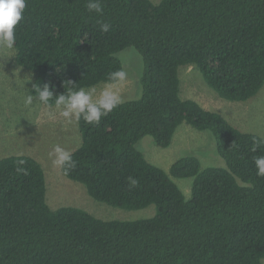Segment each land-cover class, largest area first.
Wrapping results in <instances>:
<instances>
[{
	"label": "trees",
	"instance_id": "16d2710c",
	"mask_svg": "<svg viewBox=\"0 0 264 264\" xmlns=\"http://www.w3.org/2000/svg\"><path fill=\"white\" fill-rule=\"evenodd\" d=\"M86 4L26 0L14 62L34 74L30 94L36 83L62 94L69 80L77 89L105 83L125 71L122 52L139 53L141 97L123 100L98 124L78 121L76 167L62 173L98 202L155 206L156 214L108 221L80 208L53 210L41 162L7 156L0 159V264H261L264 177L253 157L264 145L252 148L264 138L183 99L180 69H198L228 101L256 97L264 87V0H102V15ZM183 124L213 134L225 167L203 169L188 156L166 172L137 149L145 137L170 147ZM173 178L194 179L190 199Z\"/></svg>",
	"mask_w": 264,
	"mask_h": 264
},
{
	"label": "rangeland",
	"instance_id": "374dc122",
	"mask_svg": "<svg viewBox=\"0 0 264 264\" xmlns=\"http://www.w3.org/2000/svg\"><path fill=\"white\" fill-rule=\"evenodd\" d=\"M161 0H152L155 4ZM15 49L0 48V159L11 155H28L41 162L46 178V199L53 210L62 207L80 208L103 220L137 221L156 214V207L142 210L114 208L93 199L87 188L63 175L62 169L52 165L49 152L57 144L74 151L81 144L78 122L67 123L62 117L48 120L47 109L36 104L32 109L24 106V98L34 81V74L16 66ZM127 79L122 85L123 100L139 99L142 94V65L139 53L126 49L121 53ZM144 69V68H143ZM31 81L28 82L30 80ZM181 97L193 100L202 107L221 114L231 124L242 130L264 138V87L247 102H231L221 98L211 89L200 71L193 67L180 69ZM104 84V83H103ZM103 84L96 86L103 87ZM148 161L169 172L172 165L181 158L197 157L202 168L225 167L219 156L216 141L209 131H199L188 124L181 125L168 148H160L152 137H145L136 145ZM185 197L192 196L193 180L175 179ZM264 261V260H263Z\"/></svg>",
	"mask_w": 264,
	"mask_h": 264
},
{
	"label": "clouds",
	"instance_id": "9594fccd",
	"mask_svg": "<svg viewBox=\"0 0 264 264\" xmlns=\"http://www.w3.org/2000/svg\"><path fill=\"white\" fill-rule=\"evenodd\" d=\"M86 7L89 13L103 14L102 0H87ZM26 10V0H0V48L13 50L16 44V28L23 19ZM103 32L110 30V25H100ZM127 79V73L123 69L109 73L107 81L102 88L96 86L76 88L73 81L64 83L66 91L62 94H55L52 85L40 83L33 85L32 92L24 98V106L32 109L38 104L47 111L44 113L48 120H56L57 116L62 117L67 123L80 121L88 124H98L102 117L108 116L122 103L121 88ZM31 81L30 80L28 82ZM264 140L254 142L252 151L256 152ZM49 158L54 167L65 171L76 167L71 151L57 144L49 152ZM256 166V175L264 177V155L253 157ZM130 186H136L138 181L129 177ZM264 264V261L261 262Z\"/></svg>",
	"mask_w": 264,
	"mask_h": 264
}]
</instances>
